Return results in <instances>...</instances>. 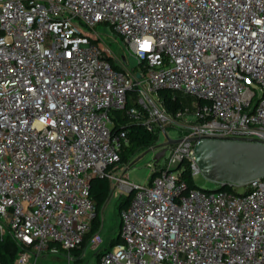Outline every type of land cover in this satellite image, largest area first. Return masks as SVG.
I'll return each mask as SVG.
<instances>
[{"label":"built area","instance_id":"obj_1","mask_svg":"<svg viewBox=\"0 0 264 264\" xmlns=\"http://www.w3.org/2000/svg\"><path fill=\"white\" fill-rule=\"evenodd\" d=\"M104 24L138 61L134 102ZM163 88L197 110L171 114L152 94ZM115 111L155 135L190 117L148 184L117 167L129 137ZM203 139L264 143V0H0V238L20 245L16 264L76 261L103 176L133 195L98 264H264V176L191 187Z\"/></svg>","mask_w":264,"mask_h":264},{"label":"rangeland","instance_id":"obj_2","mask_svg":"<svg viewBox=\"0 0 264 264\" xmlns=\"http://www.w3.org/2000/svg\"><path fill=\"white\" fill-rule=\"evenodd\" d=\"M96 29L101 32L106 43L114 51V59L118 62V64L121 63L122 59H125L127 67L126 70L134 81L132 90L130 91V101L134 102L140 88L138 81V61L127 51L122 37L113 29L108 27V25H98ZM152 94L155 97H160L159 94H155L154 92ZM176 94H178L179 97L184 101L185 106L189 108L191 114L197 110L199 105V100L197 97L180 91H177ZM189 118L190 117L178 118L172 116V118L165 123L164 130H161L159 134L155 135L156 138L151 145L136 147L131 152H128L127 149H123L121 153H128V158L125 161H121L117 167L127 165L129 179L133 183L140 185L148 184L152 179L150 176L153 173V170L157 166L163 165L165 162L164 157L159 162H156L153 158L154 154L157 151H161L166 145H171L169 141L178 139L185 133L187 125L190 123ZM130 146L131 143L129 142L127 147ZM194 179L198 186L206 189H215L218 186L217 183L207 179L202 173L196 175ZM113 188L114 187L112 186L109 197L105 199L104 203L99 209V214L103 220L100 229L91 235L87 242L84 243L82 260H73L71 264H98L101 254L112 246L119 229V202L121 196L120 189ZM238 190L243 191L245 190V187L239 186ZM125 195H123V197ZM58 256L60 259L49 255L45 257L44 260L46 264H68L67 259L64 256Z\"/></svg>","mask_w":264,"mask_h":264},{"label":"water","instance_id":"obj_3","mask_svg":"<svg viewBox=\"0 0 264 264\" xmlns=\"http://www.w3.org/2000/svg\"><path fill=\"white\" fill-rule=\"evenodd\" d=\"M167 147L154 154L156 162L165 155ZM194 155L202 174L218 184L215 190L228 184L244 185L264 176V143L258 140L203 139L196 143Z\"/></svg>","mask_w":264,"mask_h":264},{"label":"trees","instance_id":"obj_4","mask_svg":"<svg viewBox=\"0 0 264 264\" xmlns=\"http://www.w3.org/2000/svg\"><path fill=\"white\" fill-rule=\"evenodd\" d=\"M158 94L165 105L166 109L173 115H176L180 110H183L185 107L184 101L176 94L175 91L169 88H163L158 91ZM132 103L129 102V105ZM113 131H119L121 129H125L128 137L129 142L131 143L130 147H125L128 152L133 151L136 147L144 146V145H151L156 136L152 132H149L146 127L138 122L130 120L127 116L123 115L120 111H115L113 114ZM128 158V153H121L120 160L125 161ZM121 163V162H120ZM156 175V170L153 171L150 177H154ZM186 178L189 181V185L191 187L198 186L191 175L187 172ZM229 187V184L226 185ZM225 186V187H226ZM199 187V186H198ZM112 188V182L109 177H96L91 182V195L96 201V208L97 214L93 220L92 228L90 232L86 235L85 242L96 233L102 224V217L99 214V209L101 205L104 203L105 199H107L110 195ZM132 193L127 194L123 197L120 196L119 202V211L120 215L123 209H125L132 198ZM120 224V223H119ZM119 241V237L116 236L112 245ZM84 243L82 247L79 249L74 250V254L76 255V260H82V253L84 251ZM20 245L13 239L10 234L4 235L0 238V263L1 264H16V256L20 251Z\"/></svg>","mask_w":264,"mask_h":264}]
</instances>
